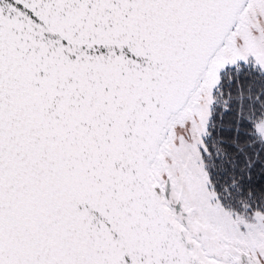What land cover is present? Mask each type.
I'll list each match as a JSON object with an SVG mask.
<instances>
[{
  "label": "snow or ice",
  "instance_id": "1",
  "mask_svg": "<svg viewBox=\"0 0 264 264\" xmlns=\"http://www.w3.org/2000/svg\"><path fill=\"white\" fill-rule=\"evenodd\" d=\"M0 264H264V0H0Z\"/></svg>",
  "mask_w": 264,
  "mask_h": 264
}]
</instances>
